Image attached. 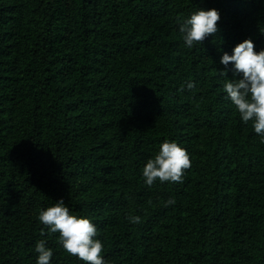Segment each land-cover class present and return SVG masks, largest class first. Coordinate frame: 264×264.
Returning <instances> with one entry per match:
<instances>
[{
    "label": "trees",
    "instance_id": "1",
    "mask_svg": "<svg viewBox=\"0 0 264 264\" xmlns=\"http://www.w3.org/2000/svg\"><path fill=\"white\" fill-rule=\"evenodd\" d=\"M197 7L220 18L189 49ZM261 27L264 0H0V264H35L38 239L87 264L41 234L57 198L97 225L106 264H264V143L219 76L245 37L264 48ZM169 139L190 167L145 185Z\"/></svg>",
    "mask_w": 264,
    "mask_h": 264
},
{
    "label": "clouds",
    "instance_id": "2",
    "mask_svg": "<svg viewBox=\"0 0 264 264\" xmlns=\"http://www.w3.org/2000/svg\"><path fill=\"white\" fill-rule=\"evenodd\" d=\"M219 11L215 7H197L178 23V32L183 44L191 49L209 34L217 31ZM264 35V27L258 29ZM224 68L219 70L223 79L221 87L227 99L234 105L241 122L251 121L252 131L264 143V48L254 50L251 38L237 42L231 53L223 51L219 57ZM231 62V63H229ZM232 70V77L226 73ZM192 81L186 87L191 88ZM191 161L187 150L174 139L164 140L158 150L142 165L143 183L151 186L154 182H182L184 172ZM169 198L166 203H172ZM38 221L47 233H57V242L68 254L87 264H106L102 256L103 243L97 236V225L86 215H77L69 210L63 198L40 209ZM125 219L133 224L141 222V216L125 213ZM35 264H52L53 249L44 239L34 243Z\"/></svg>",
    "mask_w": 264,
    "mask_h": 264
}]
</instances>
